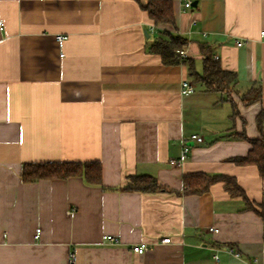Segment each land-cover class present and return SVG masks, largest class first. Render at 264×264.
Returning a JSON list of instances; mask_svg holds the SVG:
<instances>
[{
    "label": "crops",
    "instance_id": "1",
    "mask_svg": "<svg viewBox=\"0 0 264 264\" xmlns=\"http://www.w3.org/2000/svg\"><path fill=\"white\" fill-rule=\"evenodd\" d=\"M169 1L173 26L154 24L149 0H0V264H264V178L231 162L264 124V0ZM172 37L186 58L166 65L151 47ZM204 51L235 74L230 101L192 77ZM41 162H98L101 186L23 183ZM191 174L231 178L245 199L224 182L185 193ZM135 176L164 190L124 191Z\"/></svg>",
    "mask_w": 264,
    "mask_h": 264
},
{
    "label": "trees",
    "instance_id": "2",
    "mask_svg": "<svg viewBox=\"0 0 264 264\" xmlns=\"http://www.w3.org/2000/svg\"><path fill=\"white\" fill-rule=\"evenodd\" d=\"M146 11L155 25H174L172 4L169 0H149ZM185 44L186 41L178 37H172L169 41L159 40L151 47V52L160 56L164 64L174 65L180 61L176 52L181 50ZM191 75L200 84L204 92L225 93L227 94L226 101H230L228 94L234 88L236 76L232 72L224 71L219 62L211 58L208 51H204L203 75L200 77L195 76V74ZM259 98V90L254 89L242 96V101L249 105ZM257 124L261 132L260 139L249 141L251 151L247 157L233 158L231 162L239 166H255L259 176L264 178V124L262 114L257 119ZM236 138L247 140L243 135ZM76 177L83 178L89 186H101V166L98 162H41L24 164L21 171V180L25 184H32L41 180H66ZM183 182L185 193L196 195L207 192L209 187L215 183L224 182L225 187L232 190L234 195L244 198L242 191L233 179L225 176L191 174L184 176ZM123 190L126 192L155 193L164 190V188L160 187L152 177L135 176L128 178ZM248 208L252 209L251 206ZM261 215L264 217V207Z\"/></svg>",
    "mask_w": 264,
    "mask_h": 264
},
{
    "label": "built area",
    "instance_id": "3",
    "mask_svg": "<svg viewBox=\"0 0 264 264\" xmlns=\"http://www.w3.org/2000/svg\"><path fill=\"white\" fill-rule=\"evenodd\" d=\"M184 7L187 8V9L191 8V3L190 2H186L184 4ZM2 25H3L2 22H0V29L2 28ZM260 36L262 38H264V31H261ZM55 39H56L57 43L60 46H62L63 43L65 41H67L68 37L66 35L59 34V35H56ZM236 45H237V47H241L243 45V43L242 42H237ZM177 55H178V58L181 59V60L186 58V53L184 51H178L177 52ZM217 58H218L217 56L214 57V59H217ZM193 93H194V87H193V85L191 83L187 82V81H183L181 83V94L182 95H190V94H193ZM190 140L191 141H194V142H197V143H202L203 142L202 138H200L197 135H191L190 136ZM187 151H188V149L187 148H184V153H186ZM179 162L180 161L173 160V161H171V164L172 165H179ZM209 231L212 232L213 229L210 228ZM262 236H263V240H264V230L262 232ZM103 240L108 245H111V246H117V245H119V241L116 238L111 237V236H104L103 237ZM161 242L163 244H169L170 243V239L169 238H165ZM131 250L136 255H143L147 251V249L144 246H138V245L133 246ZM236 256L238 257V255H236ZM214 259L217 261L218 260V257L217 256H214ZM76 263L77 262H76V256H75V254L71 253L69 255V257H68L67 264H76Z\"/></svg>",
    "mask_w": 264,
    "mask_h": 264
},
{
    "label": "rangeland",
    "instance_id": "4",
    "mask_svg": "<svg viewBox=\"0 0 264 264\" xmlns=\"http://www.w3.org/2000/svg\"><path fill=\"white\" fill-rule=\"evenodd\" d=\"M232 92V91H231Z\"/></svg>",
    "mask_w": 264,
    "mask_h": 264
}]
</instances>
